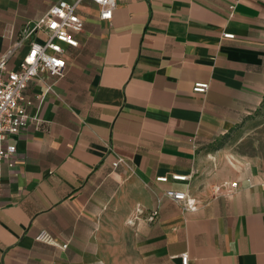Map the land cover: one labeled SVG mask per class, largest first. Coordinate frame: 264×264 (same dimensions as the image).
I'll use <instances>...</instances> for the list:
<instances>
[{
    "label": "crops",
    "instance_id": "1",
    "mask_svg": "<svg viewBox=\"0 0 264 264\" xmlns=\"http://www.w3.org/2000/svg\"><path fill=\"white\" fill-rule=\"evenodd\" d=\"M59 1L0 0V61ZM78 13L65 76L41 74L24 91L31 119L0 181V264H103L115 209L149 263L186 253L189 264H264V172L212 148L264 101V0H116L109 21L84 1ZM197 82L209 90L194 93ZM43 229L68 248L37 242Z\"/></svg>",
    "mask_w": 264,
    "mask_h": 264
},
{
    "label": "built area",
    "instance_id": "2",
    "mask_svg": "<svg viewBox=\"0 0 264 264\" xmlns=\"http://www.w3.org/2000/svg\"><path fill=\"white\" fill-rule=\"evenodd\" d=\"M84 1H90L100 7V19L109 21L113 18L116 0H60L54 4L47 13L32 26L23 29L13 46L8 49L0 61V181L5 165L13 167L16 164L17 147L12 139L19 135L30 122L28 107L33 104L24 99V91L31 81L41 75L60 79L67 71V48H77L79 40L77 35L83 32L85 22L79 15L78 8ZM39 32L43 36L33 38ZM225 38H234L233 34H224ZM28 42V51L23 57L19 69L12 70L8 67L15 53ZM209 90L208 82H197L193 91L205 94ZM122 159L113 163L117 167ZM177 181H186L188 175H173ZM159 182H167V176L158 177ZM232 188L237 183H232ZM219 192V191H218ZM166 196L175 202H186V209H196L194 201L190 200L187 193L168 190ZM139 213H143L140 211ZM158 215V210L152 211L147 216V221L153 222ZM40 243L51 245L65 250L68 244L61 243L46 229L41 230L35 237ZM181 264H189L188 255H181Z\"/></svg>",
    "mask_w": 264,
    "mask_h": 264
},
{
    "label": "rangeland",
    "instance_id": "3",
    "mask_svg": "<svg viewBox=\"0 0 264 264\" xmlns=\"http://www.w3.org/2000/svg\"><path fill=\"white\" fill-rule=\"evenodd\" d=\"M212 148H223L236 156L253 158L264 172V101L255 113L245 117L231 132L217 139ZM104 220L102 235L106 238L100 239L103 264H152L149 259L144 260L142 247L136 243V239H130V234L126 232V217L123 213L115 209ZM128 221L127 224L132 226L131 221Z\"/></svg>",
    "mask_w": 264,
    "mask_h": 264
}]
</instances>
